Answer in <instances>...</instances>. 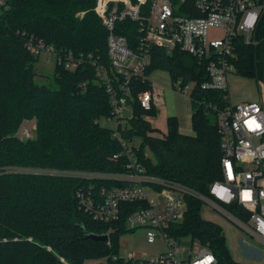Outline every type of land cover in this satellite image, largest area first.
<instances>
[{
	"label": "trees",
	"instance_id": "obj_1",
	"mask_svg": "<svg viewBox=\"0 0 264 264\" xmlns=\"http://www.w3.org/2000/svg\"><path fill=\"white\" fill-rule=\"evenodd\" d=\"M94 5L95 0H6L0 9V264H127L118 256V239L134 232L125 226L127 216L146 204L121 202L118 218L111 222L94 219L84 205L102 203V189L132 184L114 178L133 170L126 166L127 156L113 158L122 153L120 140H140L134 152L143 177L175 183L200 196L222 179L216 121L229 102L225 90L202 86L208 80L202 60L150 47L144 80L130 84L132 117L118 126L120 139L99 123L112 117L113 109L96 72L106 69L113 77L114 71ZM117 27L134 45L136 25L125 21ZM38 43L54 53L48 85L35 81L37 58L28 46ZM234 45L235 74L254 78L263 89L264 12L251 42L238 36ZM66 61L75 67L66 68ZM154 70L168 72L172 87L179 79L182 86L195 84L188 96L192 135L179 132L174 116L167 118L161 135L145 119L155 117L157 109L144 112L137 95L152 89L148 77ZM26 120H35L33 139L18 137ZM186 201L184 218L170 233L205 246L217 264H240L230 255L221 227L201 218V202L191 196ZM86 235H107L108 241Z\"/></svg>",
	"mask_w": 264,
	"mask_h": 264
},
{
	"label": "built area",
	"instance_id": "obj_2",
	"mask_svg": "<svg viewBox=\"0 0 264 264\" xmlns=\"http://www.w3.org/2000/svg\"><path fill=\"white\" fill-rule=\"evenodd\" d=\"M5 3L6 0H0V9ZM263 12L264 0H95L94 13L107 33V56L114 71L113 77L106 69L98 68L96 72L110 96L113 116L104 121L114 122V128L109 127L113 137L120 139L117 130L124 123L121 122L127 109L129 118L132 117L127 104L130 84L144 80L151 61L150 47L162 48L168 54L178 51L202 60L208 77L202 86L225 90L226 75L236 72V38L243 37L244 43L249 44ZM125 21L136 25L134 45L122 34L123 27H117ZM211 28L223 31V36L210 39L208 32ZM28 49L36 56L41 51L54 55L52 48L41 43L29 44ZM65 66L73 69L75 63L66 61ZM194 85L190 82L182 86L179 79L172 88L188 99ZM154 90L152 85L150 91L137 95V102L144 112L157 109L162 103ZM145 119L151 121V117ZM216 122L223 156L222 179L209 185L207 196L196 195L175 183L143 177L134 152L140 140H120L122 153L113 158L118 159L122 154L127 156L126 166L133 170L114 178L129 179L132 184L102 189V203L94 205L90 200L84 201V205L94 219L111 222L117 220L121 202H144L146 207L129 214L125 226L129 230L143 229L147 243L159 242L165 248L156 256L122 258L125 263L217 264L210 250L197 241L193 242L191 255L183 258L179 241L187 236H173L169 231L184 218L187 196L198 199L202 206L238 227L250 240L240 239L239 243L255 256L254 261L263 257L260 248H264V88L259 102L229 103L218 112ZM18 137L30 138V134L22 130ZM145 156H149L147 149Z\"/></svg>",
	"mask_w": 264,
	"mask_h": 264
},
{
	"label": "rangeland",
	"instance_id": "obj_3",
	"mask_svg": "<svg viewBox=\"0 0 264 264\" xmlns=\"http://www.w3.org/2000/svg\"><path fill=\"white\" fill-rule=\"evenodd\" d=\"M223 36V31L215 28H211L208 32L210 39H218ZM35 63L37 76L35 81L43 84H50L52 82V75L55 67V58L52 53L41 51L37 56ZM153 88L158 91L157 95L162 101L158 107V111L155 117L151 118V125L157 129L156 134L161 135L166 132L167 118L175 115L181 130L188 128L190 102L187 97L180 96L175 93L172 88L170 76L168 72L163 70H154L149 75ZM226 97L229 103L238 104L243 102H259L261 96V88L257 84L256 80L251 77L240 76L237 74L226 75ZM124 115V119L119 121L125 122L126 118H129V109ZM191 116V115H190ZM99 123L104 126L114 128V122H105L104 119H100ZM27 130L30 134V138L35 137L36 125L35 120H26L21 124L20 131ZM19 131V132H20ZM138 140V139H137ZM201 218L216 223L222 229L225 237V244L229 250L233 259L240 264H264V248H260L263 257L259 261H254L253 254L247 248H243L240 245V239L250 242V240L243 235L241 230L238 229L229 220H226L223 216L213 211L208 210L205 206L201 207ZM193 240L189 237L181 239L179 241V248L181 256L188 258L193 251ZM165 248L159 242L149 244L144 237L143 229H136L131 234H124L118 239V256L125 257H151L163 253ZM252 260V261H251ZM103 260H91L85 264H98Z\"/></svg>",
	"mask_w": 264,
	"mask_h": 264
},
{
	"label": "crops",
	"instance_id": "obj_4",
	"mask_svg": "<svg viewBox=\"0 0 264 264\" xmlns=\"http://www.w3.org/2000/svg\"><path fill=\"white\" fill-rule=\"evenodd\" d=\"M156 93H158V91L157 90H154ZM159 94V93H158ZM181 96V95H180ZM162 102V101H161ZM160 106V105H159ZM158 106V107H159ZM158 107H157V111H158ZM190 115H191V110H190V113H189V120H190ZM174 117H176L175 115H173ZM170 117H172V116H170ZM177 118V117H176ZM178 130H179V132L180 133H182V134H186V135H192L193 134V131H192V129H191V125H190V122L188 123V128L186 129V130H181L180 128H179V124H178Z\"/></svg>",
	"mask_w": 264,
	"mask_h": 264
},
{
	"label": "water",
	"instance_id": "obj_5",
	"mask_svg": "<svg viewBox=\"0 0 264 264\" xmlns=\"http://www.w3.org/2000/svg\"><path fill=\"white\" fill-rule=\"evenodd\" d=\"M88 239L94 240V241H101V242H107L108 241V236L107 235H101V236H96V235H86Z\"/></svg>",
	"mask_w": 264,
	"mask_h": 264
}]
</instances>
